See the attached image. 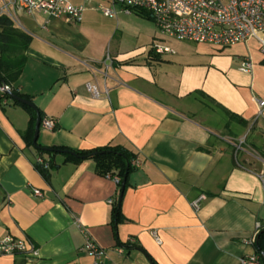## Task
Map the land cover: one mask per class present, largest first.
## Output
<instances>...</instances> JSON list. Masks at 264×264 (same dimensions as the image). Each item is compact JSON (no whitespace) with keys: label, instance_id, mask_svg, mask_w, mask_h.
Instances as JSON below:
<instances>
[{"label":"crops","instance_id":"crops-1","mask_svg":"<svg viewBox=\"0 0 264 264\" xmlns=\"http://www.w3.org/2000/svg\"><path fill=\"white\" fill-rule=\"evenodd\" d=\"M99 2L77 1L85 8L77 24L19 13L14 23L33 41L13 86L31 99L42 122H55L53 131L41 124L38 146H122L138 156L122 200L123 222L115 232L109 202L118 201L119 188L93 161L63 164L57 156L59 167L49 178L35 168L38 158L49 156L29 146L31 115L8 98L6 106L0 102V239L28 238L37 252L1 256L0 264H93L80 251L77 222L107 251L105 264H239L257 254L252 239L264 217L258 177L264 165L252 155L261 150L264 131L258 41L221 49L154 35L135 45L120 34L119 19L116 28L94 29L90 14ZM135 15L132 22L155 25ZM67 25L79 33L60 34ZM154 44L173 53L157 54ZM249 60L253 71L244 73ZM88 84L109 96L93 97ZM245 136L249 149L235 158L233 141ZM202 195L196 211L192 204Z\"/></svg>","mask_w":264,"mask_h":264},{"label":"built area","instance_id":"built-area-1","mask_svg":"<svg viewBox=\"0 0 264 264\" xmlns=\"http://www.w3.org/2000/svg\"><path fill=\"white\" fill-rule=\"evenodd\" d=\"M81 0H0V17L6 16L13 21L18 20V14L26 15L41 14L49 18H64L68 24L81 23L85 8L77 5ZM91 3L93 0H82ZM96 10L100 11L106 18L118 19V15H132L137 12H146L150 15L157 29L163 37L192 44H209L221 49H226L237 44H247L251 40L258 41L261 52L264 54V0H99ZM153 49L157 54L173 53L172 49L165 45L154 44ZM107 61L112 64L110 56ZM244 73H252L253 63L245 61L241 66ZM88 91L95 98L102 95L109 96L108 90H101L97 86L87 85ZM11 91L7 85L0 86V102L7 105L6 94ZM264 107V102H260ZM261 114V112H260ZM259 114V115H260ZM44 129L53 131L55 122L52 119H45L42 122ZM248 136L233 141L234 157L248 148ZM249 149V148H248ZM252 155L259 159L264 165V131L262 135V146L260 151H252ZM36 163L43 165L46 169L49 164L43 158H38ZM136 167L140 166L135 161ZM264 187V170L258 175ZM109 179L119 183L121 179L114 177ZM37 197H42L41 191L34 189ZM206 200L202 195L193 202V208L198 211L201 201ZM114 205L115 201L109 202ZM264 208V200L262 202ZM84 242L81 252L88 254L93 259V264H105L107 251L102 248L88 233L81 227ZM264 231V217L256 221L255 233L252 242L257 241L260 233ZM153 239L157 245L163 241L158 231H152ZM36 245L28 238L16 239L7 236L0 239L1 256H31L36 254ZM239 264H264V259L259 254L244 256Z\"/></svg>","mask_w":264,"mask_h":264},{"label":"trees","instance_id":"trees-1","mask_svg":"<svg viewBox=\"0 0 264 264\" xmlns=\"http://www.w3.org/2000/svg\"><path fill=\"white\" fill-rule=\"evenodd\" d=\"M138 16L153 21L149 14L146 12H137ZM33 41L31 34L25 32L19 28L12 19L6 16L0 17V86L7 85L11 87V93L25 100L31 99L25 95H22L18 90L14 88V84L17 82L21 74L23 73L27 56L26 53ZM7 98H10L9 93L6 94ZM15 105L25 108L31 115L30 130L25 135V139L28 141L29 146H34L33 137L35 132V124L37 119V112L42 118V114L36 109L23 105L14 101ZM41 155L47 154L49 160H45L49 164V168L46 169L43 165L34 163L35 168L46 178H49V172L59 167V164L55 162L57 156H63V164L74 163L79 164L84 161L91 160L95 163L96 172L103 177H119L121 181L117 184L119 188V199L113 205L112 224L115 232H117L118 225L123 222L122 220V200L124 192L122 190L123 181L126 178L128 181L130 176L137 170L135 161L138 160V156L129 149L122 146H108L99 149H92L87 151H74L64 147H52L43 148L40 146H34ZM125 187V189H126ZM124 248H128L127 245H121ZM257 254L264 255V231L260 233L255 243Z\"/></svg>","mask_w":264,"mask_h":264},{"label":"rangeland","instance_id":"rangeland-1","mask_svg":"<svg viewBox=\"0 0 264 264\" xmlns=\"http://www.w3.org/2000/svg\"><path fill=\"white\" fill-rule=\"evenodd\" d=\"M20 13V17H21ZM94 17V21L92 23V26H95V30H106L108 26H111L113 24L114 28H116L117 23L115 19H108L105 18L100 11H94V13H91ZM137 16L135 14L132 15H124L120 14L118 15V19L120 23H118V30L120 31V34H124L128 37V39H131L133 42H135V45H142L145 44L146 40H148L149 36L154 35H161L160 31L156 29L155 25L151 22L145 23H135L132 22L134 18ZM122 21V22H121ZM79 27L77 25H67L65 28H59V33L63 34L64 36H69V34L73 33L74 35L78 34ZM66 32L68 35H66ZM70 32V33H69ZM134 45V46H135ZM116 47V44L113 45V48ZM112 48V49H113ZM107 54L111 55V46L107 47Z\"/></svg>","mask_w":264,"mask_h":264},{"label":"water","instance_id":"water-1","mask_svg":"<svg viewBox=\"0 0 264 264\" xmlns=\"http://www.w3.org/2000/svg\"><path fill=\"white\" fill-rule=\"evenodd\" d=\"M9 96L13 101L19 102L23 105H26L28 107L33 108V104L29 101V100H25L22 99L14 94H12L11 92H9ZM41 124H42V119L41 116L39 115V113L37 112V119H36V125H35V133H34V139H33V144L34 146H37V140H38V136H39V132H40V128H41ZM126 183H127V179L125 178L123 181V186H122V190H125L126 187ZM264 259V255H261Z\"/></svg>","mask_w":264,"mask_h":264}]
</instances>
